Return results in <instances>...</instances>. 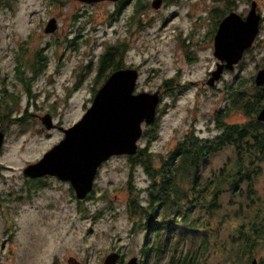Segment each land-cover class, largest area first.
Returning a JSON list of instances; mask_svg holds the SVG:
<instances>
[{"label":"rangeland","instance_id":"obj_1","mask_svg":"<svg viewBox=\"0 0 264 264\" xmlns=\"http://www.w3.org/2000/svg\"><path fill=\"white\" fill-rule=\"evenodd\" d=\"M0 1L4 2L0 3L1 79L3 77L7 80L14 79L11 69L12 59L15 50H19L20 44L23 43L24 45L22 44L21 47L26 46L30 53L36 46L45 44L42 53L46 57V66L43 67L44 69L38 70L30 81V95H32L33 102L30 107L39 113L53 105L55 113L53 120L57 125L64 128L70 126L78 118H81L86 108L90 106L93 98L92 92L100 87L101 82L92 79L93 73H91L83 78L84 81L81 85L74 86L70 69L77 62L85 63L86 58L68 51L60 56L61 64L55 71L57 69L55 67L58 65V55L55 53L53 55L52 45L46 43V41H51V38L44 34L43 28L47 22L41 27L42 22L36 16L46 18L48 14L50 16L77 15L83 12L82 7L77 4L75 6L72 0H54L50 3L44 0ZM141 1L146 2L147 0ZM203 1L197 9H193L192 2L179 1L175 4L165 3L159 10L152 9L150 6L145 11L137 13L141 20L148 22L142 29L136 30L128 51H126V58L130 63L133 62L137 65L139 71V79L133 90L151 92L159 89L162 94L156 108V121H154L156 123L150 128L145 126L146 133L137 141L141 147L153 154L167 151L174 140L180 139L184 132L192 127L199 134L210 133L211 130L208 131L209 129H206L204 125L209 114L222 102L225 90L224 81L235 76L249 77L253 81L257 65L264 63L263 18L258 39L248 49L243 63L235 71L222 72V76L214 84L216 88L206 84L209 77L208 72L215 69L213 63L214 60H217L213 55V48H211L213 35L205 34L212 19H205L200 22L199 26H194L185 16V13L189 11L192 12L191 18L193 19L206 15L201 9L205 10L213 1ZM258 5L260 12L264 15V0H258ZM102 8L103 5H100L95 7V10L98 11ZM174 13L175 15H172ZM62 27H65L64 21H62ZM178 28L183 29L180 36L175 32ZM190 30L195 31L196 34L188 37ZM49 32L51 31L47 33ZM39 34L41 38L38 36ZM87 38L88 43L94 39L93 35H89ZM94 40L98 43L101 38L98 36ZM107 40L112 41L111 38ZM100 51L101 47L96 45L93 56ZM28 72L26 71V74ZM167 79H173L172 82L180 84L179 86L171 84L168 88L163 87L168 90L162 92V84ZM20 87L18 86V89L21 90ZM20 95L21 106H23L27 97L24 93ZM241 119L243 117L238 116L237 112L226 117L228 122H237ZM39 121L35 118H28L24 119V123L19 124L12 119L7 123L0 124L1 127L5 126L4 144L0 152V165L5 166V168L0 167V181H5V183H0V189L3 190L4 187L7 191L18 187L19 184L12 182L10 176L21 174V168L26 166L27 162L36 161L63 137L62 130L47 129L46 131ZM210 128L213 130L214 127L211 125ZM228 153L230 151L226 148L211 156L207 164L208 169L219 167ZM122 158L121 156V158L112 159L103 166L102 176L96 181L98 189L93 195L94 197L88 199L85 205L77 207L69 197L70 194L65 193L66 190L63 187L48 184L49 187L44 188L39 196L32 198L33 203L30 208L24 207L20 213L11 216L16 220L10 231H5V217L0 214V264H50L52 255L61 257L69 252L82 254V251L86 249L98 250L103 246L125 242L128 239V223L121 207L123 196L126 193L124 186L125 180H127V168H125L126 162ZM205 172L207 173V169ZM261 174L256 180L254 189L264 200V172ZM131 181L137 186L146 185V177L141 168L136 167L135 175ZM109 187H112L109 195L114 206L118 208V217L108 213L96 215L95 208L103 207L106 202L100 197V194ZM226 195L223 197L224 200H227L228 194ZM48 201L52 208L41 206ZM250 207L252 208L253 204ZM251 208L248 218H252ZM261 212L263 215L264 201ZM242 221L237 219L235 224H240ZM244 221H248V219L245 217ZM248 223L249 221L246 224L247 227ZM8 234H11L10 240L7 238ZM257 241L253 254L264 259V241L262 242L260 239ZM86 245L91 246L88 248ZM90 253L92 256L96 255L95 252L90 251ZM219 254L220 251L209 254L206 264H220L221 256ZM228 264L240 263L231 258Z\"/></svg>","mask_w":264,"mask_h":264},{"label":"trees","instance_id":"obj_2","mask_svg":"<svg viewBox=\"0 0 264 264\" xmlns=\"http://www.w3.org/2000/svg\"><path fill=\"white\" fill-rule=\"evenodd\" d=\"M39 64L43 65L41 60ZM16 72L15 79L25 83L23 70ZM253 84L249 77L224 81L210 133L190 128L163 153L153 154L140 146L128 156L143 170L147 183H135L134 188L126 184L124 207L132 229L150 232L152 253L165 256L166 264H206L214 251H220V264L231 258L247 264L256 257L257 240L264 241V200L254 189L264 172V123L255 118L264 105V84ZM4 106L9 109L7 103ZM236 112L243 119L228 122L226 117ZM8 115L0 117V124L12 120ZM226 148L230 153L224 162L208 169L209 158ZM105 201V207L114 205L111 199ZM250 208L252 218H248ZM237 219L243 221L235 224Z\"/></svg>","mask_w":264,"mask_h":264},{"label":"flooded vegetation","instance_id":"obj_3","mask_svg":"<svg viewBox=\"0 0 264 264\" xmlns=\"http://www.w3.org/2000/svg\"><path fill=\"white\" fill-rule=\"evenodd\" d=\"M47 3H50L54 0H44ZM153 1V0H152ZM151 0H147L146 2L141 0H95V1H80V0H72L74 2V5H79L82 7L83 12L81 14H74L69 16H58V15H51L48 14L46 18L44 16H36L38 20H41L42 24L41 27L45 25L48 19L53 18L55 20V27L54 30L47 33L44 32V34H47L51 38V41H46V43L49 45H52L53 55L54 53L58 55V65L55 67H59L60 62V56L65 51L79 54L82 56H85L86 62L85 63H76L74 66L70 69L71 74V80L74 86H79L84 81L83 78L87 77L89 74L93 73L92 79L95 81L100 80L101 85L104 83L106 77H108L113 71L121 70V69H136L138 75L136 76V83L139 79V71L137 68V65L133 64V62H129L126 58V54L128 51L129 44L132 42V38L136 34V30L142 29L147 22L141 20L137 15V13L145 11L147 8H150ZM179 1H188L192 2L194 4L193 9H197L200 7L199 4L203 3V0H159V6L152 7V9L159 10L162 8L165 3L175 4ZM213 2L210 3L206 9H201L206 15L198 16V18H191L192 12L189 11L185 13V16L189 18V21L193 23L194 26H199L200 22H203L205 19L211 18L212 21L210 24L209 29L205 34L213 35L217 31L218 24L220 20L223 19L226 15L230 13H235L239 19L245 20L246 15L248 11L250 10V7L253 5L255 8V12L260 15V21H259V31L261 29L262 20L264 18V15L262 12H260L258 8V0H212ZM217 2V3H215ZM1 3V1H0ZM4 3V2H2ZM1 3V4H2ZM100 5H103V8L96 11L95 7H98ZM242 7V8H241ZM172 15H175L172 14ZM65 18V20H63ZM62 21L65 22V27H62ZM214 27L212 28V26ZM182 28H178L175 30L176 34L180 36L182 34ZM196 34L195 31H189L188 37H191L190 35ZM256 37L252 43L256 42L255 40L258 39L259 32L256 33ZM31 35V34H30ZM93 35V38L96 39L98 36L101 38L100 42L96 43L93 39L91 43H88V36ZM29 36V35H28ZM40 38V34L38 35ZM210 36V35H209ZM30 37V36H29ZM108 38H111L112 41L107 40ZM213 38H212V47H213ZM23 44V43H22ZM19 50H15L13 55V64H12V70H13V78L18 75L16 70L22 69L23 72L20 74L25 77V83L21 80L16 79L14 82V79L7 80L5 77L1 79L0 77V117L4 116L6 113L9 114V118H12L15 120L17 119H28V118H35L39 121V119L44 115H49L50 120H52V127L50 129H60L63 130L64 127L58 126L57 123L53 120L54 118V108L51 106H48V109L45 111L39 113L37 110L32 109V100L30 95L31 93V80L36 74L38 70L44 69L43 67L46 66V57L44 53H42L44 45L36 46L34 51L30 53L28 48L26 46L21 47ZM24 45V44H23ZM96 45H99L101 47V51L97 52L95 56H93L94 47ZM250 45V48L252 47ZM211 47V48H212ZM249 49V48H248ZM248 49H245L243 51L241 59L234 64L232 71L236 70L239 65L243 63V59H245V55L248 53ZM40 60L42 61L43 65L41 66L39 64ZM217 63H220V61L214 60L213 67L215 68ZM222 64H224L222 62ZM264 63L262 62L261 65H257L256 69L263 67ZM59 68H57L55 71H57ZM26 71H29L28 74H26ZM210 70L208 72H211ZM230 71L227 68L223 67V72ZM222 76V74H221ZM51 80V78H49ZM94 81V82H95ZM173 79H167L164 80L163 83H170L178 85L180 83H174L172 82ZM10 82V83H9ZM27 82V83H26ZM18 83V84H17ZM100 85V86H101ZM167 85L165 88H168ZM18 86H21V90L18 89ZM162 88L161 91L164 92L165 89ZM215 88V87H213ZM135 89V87H134ZM97 90V88H96ZM134 91V90H133ZM136 92V91H134ZM7 93H10L12 96L11 98H7L5 95ZM24 93L26 95L27 100L25 101V104L21 106V95ZM93 95L95 93V90L92 92ZM92 95V96H93ZM162 98V94L160 95V100ZM7 103L9 105V109H5L4 105ZM36 107V106H34ZM37 108V107H36ZM88 108V107H87ZM86 108V109H87ZM215 110L211 112L206 120L205 128L211 129L210 126L214 124L215 122ZM85 112V111H84ZM18 122V121H17ZM7 123V122H6ZM19 124L24 123L18 122ZM39 123L42 124L41 120ZM154 124V123H153ZM152 125H142L143 126V132L142 136L146 133V128H150ZM43 125V124H42ZM210 125V126H209ZM41 126V125H40ZM42 127V126H41ZM69 127V126H68ZM214 127V126H213ZM44 130L47 131V129L43 127ZM66 128V127H65ZM193 128V127H192ZM0 129H5V126H0ZM49 129V130H50ZM194 129V128H193ZM141 136V137H142ZM5 138V137H4ZM3 138V139H4ZM176 141L174 140L173 144ZM4 144V140L2 143V146ZM172 144V145H173ZM1 146V147H2ZM0 147V152L2 148ZM140 147V144L138 142V148ZM123 157L122 160L126 162L127 168V180H125V189L126 184L127 187L129 184L134 188L135 184L133 181V175H135L136 170V163H134V160L128 156L125 155H119V156H112L108 158L106 161L102 162L95 171L93 180H92V186L91 190L84 195L83 198H78L75 193L74 188L67 180H62L56 176L53 175H41L37 177H31L28 175H25L21 173L23 166L21 168L20 173L18 175H12L10 178L12 179V182H17L19 185L15 189H9L5 191V188L3 187L0 189V214H2L4 218V225L6 226L5 231H10L14 227V221L15 218L11 217L12 215H16L20 213V210L25 208H30V205L33 203L32 198L39 196V193L44 189L48 188L49 185L56 184L58 187H63L66 191L65 193L70 194L69 197H71L73 203L80 207L81 205H85L88 199L93 198L94 194L97 191V183L96 181L102 176V168L103 166L108 163L112 159H117ZM32 162V161H31ZM31 162H27L31 163ZM34 162V161H33ZM2 168H5V166H1ZM0 183H5V181H0ZM120 188V187H118ZM112 187L105 188L104 191L101 192V198L102 199H111L110 198V191ZM116 189V188H114ZM134 192V190H133ZM127 190L125 193V196H123V204L121 207V210L124 211L125 214V220L128 223V239L124 242L118 243V244H112L103 246L101 249L98 250H92L90 248L91 245H86V247L90 249H86L82 251L81 253L78 252H69L68 254H64L60 256L52 255L50 264H103L105 257L110 253H115L116 258H114L113 264H126L129 258H134L136 264H166V258L163 257H156L152 253V241H151V235L150 232L146 231V228L144 229H132L131 226V218L128 216L129 211L126 209V201L128 199ZM122 198V197H121ZM39 205V204H38ZM28 206V207H27ZM43 207L52 208V206H49V201L41 204ZM40 207V205H39ZM96 215L98 214H113L114 217H118L119 213L118 208L116 206H106L105 205L101 208H95ZM27 212H31L30 210H25ZM11 234H8L10 240ZM140 236V237H139ZM130 237V238H129ZM133 237V238H132ZM85 247V248H86ZM90 251L95 252L96 255L92 256ZM97 252V253H96ZM257 264H262L260 257H255Z\"/></svg>","mask_w":264,"mask_h":264},{"label":"water","instance_id":"obj_4","mask_svg":"<svg viewBox=\"0 0 264 264\" xmlns=\"http://www.w3.org/2000/svg\"><path fill=\"white\" fill-rule=\"evenodd\" d=\"M95 1V0H80ZM159 0L151 2L159 6ZM252 5L245 20L235 13L223 17L213 38V55L220 61L209 73L206 84L214 86L221 77L223 67L232 70L241 59L243 51L250 48L259 32L260 15ZM55 20L47 21L45 32L52 31ZM222 62L224 64H222ZM253 85L264 84V66L255 71ZM136 69L113 71L104 83L95 90L90 106L69 127L63 128V137L45 151L36 161L28 163L21 173L37 177L53 175L70 182L78 198L91 190L96 168L112 156H129L137 152L143 132V124L155 121L156 108L160 101V90L134 92ZM256 120L264 123V105L258 110ZM49 115L42 116L46 129L52 127ZM0 129V147L4 138ZM115 253L108 254L103 264H113ZM126 264H136L129 258ZM249 264H257L252 258Z\"/></svg>","mask_w":264,"mask_h":264}]
</instances>
